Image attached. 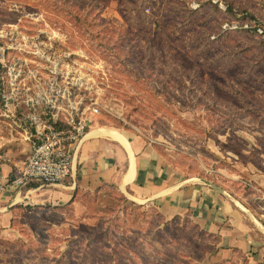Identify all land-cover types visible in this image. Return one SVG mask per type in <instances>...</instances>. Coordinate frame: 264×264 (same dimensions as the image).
I'll return each instance as SVG.
<instances>
[{"label": "rangeland", "instance_id": "obj_1", "mask_svg": "<svg viewBox=\"0 0 264 264\" xmlns=\"http://www.w3.org/2000/svg\"><path fill=\"white\" fill-rule=\"evenodd\" d=\"M224 1L226 14L182 0H0V75L13 58L26 75H45L48 43L78 53L99 124L142 134L174 171L255 205L264 38L218 26L237 16L264 25V0ZM53 30L60 39L40 36L32 47L31 36ZM86 202L84 211L19 208L0 234V264H250L212 255L215 239L186 215L166 220L113 189Z\"/></svg>", "mask_w": 264, "mask_h": 264}, {"label": "crops", "instance_id": "obj_2", "mask_svg": "<svg viewBox=\"0 0 264 264\" xmlns=\"http://www.w3.org/2000/svg\"><path fill=\"white\" fill-rule=\"evenodd\" d=\"M27 132L15 129L0 108V184L28 157ZM71 154L72 173L64 182L0 190V234L19 208L68 206L84 211L88 197L113 189L130 201L155 206L166 220L186 215L215 239V257L264 264V175L249 177L262 187L252 205L219 184L174 171L142 134L97 120Z\"/></svg>", "mask_w": 264, "mask_h": 264}, {"label": "built area", "instance_id": "obj_3", "mask_svg": "<svg viewBox=\"0 0 264 264\" xmlns=\"http://www.w3.org/2000/svg\"><path fill=\"white\" fill-rule=\"evenodd\" d=\"M193 10L208 4L226 14L224 0H182ZM221 33L244 31L264 38V25L257 17H224L219 22ZM45 33V34H43ZM60 39L55 30L39 31L31 36L32 47L38 48L39 37ZM216 34L210 38L215 39ZM48 43L49 69L43 75L36 71L25 74V61L9 60L7 72L0 75V108L3 116L18 129L27 130L29 155L22 167L6 176L0 184L19 191L31 183L55 185L64 182L72 173L71 149L80 143L99 113L96 97L81 90L90 77L84 72L78 53ZM45 87V88H44ZM264 202V195L261 198Z\"/></svg>", "mask_w": 264, "mask_h": 264}, {"label": "trees", "instance_id": "obj_4", "mask_svg": "<svg viewBox=\"0 0 264 264\" xmlns=\"http://www.w3.org/2000/svg\"><path fill=\"white\" fill-rule=\"evenodd\" d=\"M188 7V6H187ZM218 36V35H217Z\"/></svg>", "mask_w": 264, "mask_h": 264}]
</instances>
